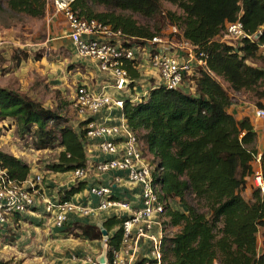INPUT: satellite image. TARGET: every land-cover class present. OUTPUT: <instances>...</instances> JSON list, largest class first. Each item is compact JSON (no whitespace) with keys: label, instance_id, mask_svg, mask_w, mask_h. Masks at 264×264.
Wrapping results in <instances>:
<instances>
[{"label":"trees","instance_id":"obj_1","mask_svg":"<svg viewBox=\"0 0 264 264\" xmlns=\"http://www.w3.org/2000/svg\"><path fill=\"white\" fill-rule=\"evenodd\" d=\"M182 16L170 14L190 42L198 59L205 63L184 77L190 90L158 87L140 102L125 100L122 112L128 127L151 155V162L162 169L156 177L165 202L166 227L179 228L165 235L162 264H264L259 233L264 234V193L252 187L251 198L244 193L256 173L260 159L264 180V150L257 148L258 135L249 119L238 122L228 112L231 91L247 92L259 109H264V0H171ZM1 3V1H0ZM16 14L41 20L46 17L48 0H6ZM93 6L103 7L97 12ZM73 11L84 20L95 19L121 30L128 36L151 39L158 34L141 26L131 14L154 18L162 0H75ZM241 21L252 36L233 48L218 38L226 25ZM203 54L204 56H201ZM24 58H18L21 64ZM263 61L256 65L254 61ZM139 61L126 66L134 88L140 79ZM0 123L15 127L20 140L28 138L33 149L45 151L57 146L56 160L45 170L69 173L87 168L86 127L75 129L54 109L20 91L0 87ZM4 126H0V167L17 182L31 177V166L1 148ZM86 188L76 182L63 192L70 201ZM177 201L184 211L176 210ZM125 218L112 217L100 227L76 225L81 236L104 240L111 252L122 244Z\"/></svg>","mask_w":264,"mask_h":264},{"label":"built area","instance_id":"obj_2","mask_svg":"<svg viewBox=\"0 0 264 264\" xmlns=\"http://www.w3.org/2000/svg\"><path fill=\"white\" fill-rule=\"evenodd\" d=\"M74 1L54 0L57 15H63L67 23L72 46L79 58L91 60L98 71L113 78L114 86L119 91L129 89L132 84L126 66L133 61L147 62L159 76L156 88L164 87L168 90L183 89L184 77L205 65L202 59H198V54L190 42L183 37L180 41L161 36L151 39L134 38L98 20L79 18L71 7ZM172 33H178L175 26ZM246 39L252 40V36L247 34L239 20L226 25L218 41L237 48ZM4 45L6 41L1 40L0 49ZM126 83L131 84L125 86ZM147 96L128 100L140 102ZM124 101L113 100L105 94H94L87 85H80L76 92L75 108L82 122L92 120L86 127V139L101 140L100 151L109 156L107 161L97 164L95 169L101 174L111 171L124 173L130 183L141 188L140 206L135 208L128 200L112 198L111 185L94 186L90 189V194L98 200L96 207L84 206L73 200L41 201V187L44 183L41 175L17 182L0 167V234L11 216L24 215L37 208L40 203L47 214L54 216L58 229L64 228L70 214L75 211L84 216L92 215L95 211L121 212L126 214L122 225V244L119 249L111 252L108 250L107 264H162L161 248L165 237L166 209L165 202L161 200L162 194L154 184L162 169L147 158L144 145L128 127L125 118L119 125H105L93 121V118L113 105L122 109ZM256 116L264 121V109L258 108ZM86 175V168L75 170L72 172V180L76 183ZM254 180L256 187L264 193L261 169L256 170ZM107 240L108 237H104V243ZM142 249H145L144 254ZM98 257L85 255L79 264H100ZM73 259L78 258L73 256Z\"/></svg>","mask_w":264,"mask_h":264},{"label":"crops","instance_id":"obj_3","mask_svg":"<svg viewBox=\"0 0 264 264\" xmlns=\"http://www.w3.org/2000/svg\"><path fill=\"white\" fill-rule=\"evenodd\" d=\"M49 9L50 6L48 3ZM57 21L66 22L63 15H58L57 20L50 30L51 35H53L52 41L57 43L56 47L65 46L69 49L77 65V69L74 71L77 72L76 75L80 76L78 79L82 80L85 85H92V89L90 88V90L94 94H105L113 100H128L129 98L147 96L150 90L158 86L159 76L157 72L147 62L140 61V79L137 81L136 86L133 89L125 88L122 91L117 90L114 86L115 82L113 78L98 71L91 60L78 57L68 37V32L65 31V35H63L65 29L58 26ZM24 65L23 63L22 66ZM34 66L36 67V65ZM35 67L33 69H37ZM241 94L245 95L241 96ZM249 95V93L244 91L232 92V98L237 99H233L232 104L228 108V112L238 122L245 119L251 121L258 135L257 148L262 153L264 150V121L257 118L256 112L258 108L255 102L250 99ZM123 118L122 109L113 105L93 118V121L105 125H119L124 122ZM0 126H4L2 150L23 160L21 152L9 147H3V141H7L8 138L5 134L15 133V127L8 123H0ZM6 128L9 129V132L6 131ZM100 142L101 140L99 139H86V151L88 154L87 175L81 180L86 183V188L82 192L74 195L71 200L79 204H84V206L96 207L98 200L90 194V189L94 186L111 185L113 188L112 198L125 199L130 201L135 208L139 207L141 188L130 183L124 173L111 171L101 174L95 169L97 164L109 159V156L100 151ZM23 161L31 166V177L41 175L44 178V183L41 187V201L45 199H62L63 192L75 184L72 180V172L54 173L46 171L45 176H43L42 168L36 166L35 162L32 160ZM255 165L257 170L261 169L260 161L255 162ZM250 179L249 187L244 193L247 200L251 198L253 187ZM175 203L173 201L172 206L176 210L184 211V208H179ZM125 215V213L115 211H95L92 215L84 216L75 211L70 214L69 221L64 228L58 229L54 216L47 214L43 204L40 203L37 208L32 209V211L24 215H14L9 218L6 228L0 234V264H79L80 259L85 255L98 257L105 248L104 241H92L81 236V232L76 230L75 226L89 225L100 227L112 217L124 218ZM178 230L179 228L176 227L172 233L175 234ZM169 232V227H166L165 235ZM144 253L145 249H142V254ZM73 256H76L78 259L74 260Z\"/></svg>","mask_w":264,"mask_h":264},{"label":"rangeland","instance_id":"obj_4","mask_svg":"<svg viewBox=\"0 0 264 264\" xmlns=\"http://www.w3.org/2000/svg\"><path fill=\"white\" fill-rule=\"evenodd\" d=\"M0 1V41H6V45L0 49V87L20 91L42 102L78 129L82 122L75 108L76 92L80 85L85 84L78 79L80 76L74 71L77 65L69 49L65 46L56 47L57 43L52 41L53 35L50 30L58 17L54 0H48L50 9L46 17L41 20L13 13L8 9L6 0ZM93 9L97 12L104 11L103 7L98 6H93ZM170 14L179 17L182 16V11L171 0H162L160 13L152 19H146L137 14L131 15L139 25L150 28L153 33L158 34L157 36L180 41L181 30L175 25V20ZM57 25L65 29L63 33L65 35L66 22L57 21ZM174 26L178 29L177 34L172 33ZM262 56H264V50ZM18 58H24L21 64H18ZM254 62L256 65L263 64L260 60ZM23 63L26 67L22 66ZM34 67L37 69H33ZM219 81L230 93L233 92L224 80L219 79ZM183 85L184 90L191 89L189 80H185ZM87 86L92 89V85ZM244 95L241 94V96ZM249 96L252 100L251 94ZM6 131L9 132V129L6 128ZM5 135L8 138L7 141H3V147L21 152V157L25 161L35 162L36 166L42 168L43 176H45V168L59 155L60 150L57 146L53 149L37 151L33 149L30 138L20 140L14 132ZM146 156L151 159L150 154L146 153ZM254 168L257 170L255 164ZM254 181L253 178L250 179L253 187H256ZM175 202L179 208H183L179 202ZM173 230L174 228H169L170 232L167 235H173ZM259 248L264 249L263 230L259 233Z\"/></svg>","mask_w":264,"mask_h":264},{"label":"water","instance_id":"obj_5","mask_svg":"<svg viewBox=\"0 0 264 264\" xmlns=\"http://www.w3.org/2000/svg\"><path fill=\"white\" fill-rule=\"evenodd\" d=\"M131 83H126L125 86L130 85ZM108 232L103 230V236L108 237ZM98 262L100 264H107L108 262V249L105 247L102 254L98 257Z\"/></svg>","mask_w":264,"mask_h":264}]
</instances>
